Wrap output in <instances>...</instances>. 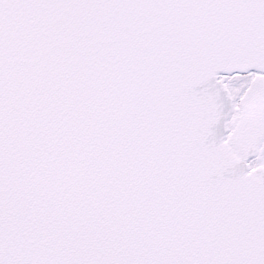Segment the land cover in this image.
Here are the masks:
<instances>
[{
    "label": "snow or ice",
    "instance_id": "obj_1",
    "mask_svg": "<svg viewBox=\"0 0 264 264\" xmlns=\"http://www.w3.org/2000/svg\"><path fill=\"white\" fill-rule=\"evenodd\" d=\"M0 264H264V0H0Z\"/></svg>",
    "mask_w": 264,
    "mask_h": 264
}]
</instances>
